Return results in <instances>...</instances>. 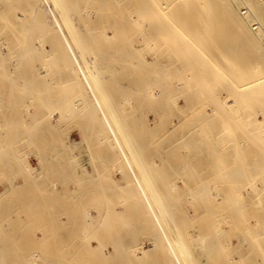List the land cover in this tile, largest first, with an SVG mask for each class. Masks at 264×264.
<instances>
[{"label": "rangeland", "instance_id": "374dc122", "mask_svg": "<svg viewBox=\"0 0 264 264\" xmlns=\"http://www.w3.org/2000/svg\"><path fill=\"white\" fill-rule=\"evenodd\" d=\"M74 2L0 0V264H122L113 256L111 244L99 238L105 220L102 205L108 199L117 212L110 217L115 221L113 233H122L127 246L149 251L150 243H168L169 220L174 231L179 229L180 239L195 235L196 242L186 244V253L180 252L183 248L154 249L139 264H264V167L246 168L264 165V81L241 99L224 89L231 81L264 77V59L226 56L224 60L232 62L221 61L218 46L222 43L231 50V41L220 40L213 27L202 39V29L182 28L181 33L171 23L159 31L153 24L147 31V24L140 18L135 21L126 8L131 15L122 9L123 19L134 20L135 26L143 23L136 30L133 26L135 34L129 40L143 37V42H130L138 52L132 50L130 59L140 57L130 61L126 54L125 60L131 45L129 40L119 41L129 27L124 28V20L120 25L115 1L100 0L91 7L89 0L82 7L79 1L80 11L87 8L94 14L81 13L82 17ZM246 6L252 4L239 1V8ZM247 17L249 25L260 28V16ZM123 28L126 33L120 35ZM259 34L261 41L264 30ZM182 55L198 59V152L181 145L179 152L163 154L169 140L182 137L184 143L186 134L195 131L192 115H180L185 108L182 93L191 88L181 91L179 100V94L174 95L173 106L180 109L166 124L162 116L158 119L156 103L146 98V92L149 87L156 95L163 91L149 78L156 77V85L164 79L166 90L172 91L178 81L193 77L182 70L186 67ZM217 71H223L220 80ZM242 124L255 132L245 151ZM236 125L242 139L233 137L239 134ZM220 127L240 139L242 152L236 155L221 147L216 133ZM200 188L208 191L203 202L216 212L212 219L216 230L229 227L234 232L230 221L239 212L244 226L262 221L261 233L246 239L230 235L224 239V256L220 250L219 256L216 251H201ZM166 204L171 207H164L169 214L163 216ZM130 208L141 216L140 229L118 215ZM174 212L187 219L179 220ZM180 221H185V229ZM159 232L166 240L159 239ZM102 244L108 247L101 250Z\"/></svg>", "mask_w": 264, "mask_h": 264}, {"label": "bare ground", "instance_id": "6f19581e", "mask_svg": "<svg viewBox=\"0 0 264 264\" xmlns=\"http://www.w3.org/2000/svg\"><path fill=\"white\" fill-rule=\"evenodd\" d=\"M79 1H80L79 5H80V7H82L85 0L83 2L81 0H76L77 3L74 2L73 6L75 9H77L78 12H80V16H81V13L83 15H94L91 13V10L89 11L85 7L84 8L86 9V11H85V9L83 11L82 8H81L82 11H80V7H78V5H77ZM97 1H100V0H89L90 7L95 5ZM104 1L105 0H102L103 3H104ZM114 1L116 3V6H117V12H118V9L120 11L117 13L119 18H120L119 14H121V17L124 16L122 13V9L124 10V14H126L127 10L129 9L130 11L128 13H130L132 11L131 13L136 17L135 21H137L136 19L140 18L142 20V22L144 21L147 24V26H146L148 28L147 31L149 30L150 26H152L153 24L155 25L154 29L156 31H159V30L164 29V27L166 28L171 23L181 33L183 32L182 28H186V30L188 29L190 31H198V29H200V30L202 29L203 32L201 33L202 35L200 37V39H202V38L206 37V33H205L206 29L209 27H213L215 30L216 36H218V38H220V40L230 39V41H231V43H230V48H232L231 50L228 49L227 45H225V44L222 45V43L220 44V46H218V51H220V53H218V54L220 57L219 59H221V61L232 62L231 60H229V58L232 59L231 56H233V58L238 57V59H242V60H245L246 56L247 57H251V56L256 57L257 56L258 58L261 57L264 59V39L260 41V34H259L260 31L264 30V0H247L248 2H250L252 4L251 8H249L247 6L239 8V1L240 0H114ZM81 2H82V4H81ZM106 2H107V0H106ZM126 8H127V10H126ZM249 13L250 14L255 13L256 15H258V17L260 16L259 17L260 18L259 20L261 22V23L259 22L261 25L260 28L258 26H256V24H252V25L248 24L249 20H248L247 15ZM163 14H172L173 18L169 17L170 21H168V19L166 17L165 18L160 17V15L162 16ZM129 15H131V14H128V16ZM173 15H175V16H173ZM126 18L128 19V17H125L124 19L122 17L121 19H119V23H120V21L124 20L123 21L124 22V28H125V26L129 27V30H128V28H125L127 33H126V31H124V28L120 32V35H123L124 33H126V35H128V37L126 35H123V37L121 36L122 41H119V40H121L120 37L118 38V41L121 44L127 43L128 42L127 40L132 38L131 35L135 34V31H134L135 27H137V28H135V30H136V29H138L139 26L142 27V25H143V23L141 24L140 22H137V24L138 23H140V24L138 26H135L136 22L133 20V22L131 23L132 19L129 18L130 23H131V25H130V23L128 22L129 19L127 20ZM125 19L127 22L125 21ZM123 22H121V23L123 24ZM116 23L119 24L117 21H116ZM121 23H120V25H121ZM125 23H126V25H125ZM133 23H134V25H132ZM130 26H132V29H130ZM133 26H135V27H133ZM114 27L116 29L115 25H114ZM118 28H119V26H118ZM118 28H117V31H119ZM120 28H121V26H120ZM130 30L134 31V32H132L133 34L131 33ZM169 30H170V32L172 31L171 29H169ZM123 31H124V33H122ZM128 31H130V33ZM195 36H196V39L198 40V35H195ZM123 38H125V39L127 38L126 40H124L126 42L123 41ZM133 38L135 39V36ZM142 38L139 39L137 37L136 40L132 39V40L136 41L135 43H134V41H130L131 40L130 39L129 43L133 42V44L135 45L138 42V45H139L140 44L139 41H141ZM235 39H237V40H235ZM232 41L239 43V44H233ZM142 42L143 41H141V44H142ZM129 43H128V45H129ZM130 45H131V43H130ZM134 45H133V47H134ZM159 47H160V45H158V48ZM132 50H133V48L131 45V52H130V48H129L128 53L124 54V51H121V53L123 52V54H124L123 56H126V54L127 55L129 53L132 54ZM136 51L134 48L133 52L138 53ZM138 51H140V54L142 53L140 49ZM125 52H127V50ZM128 56H129L130 61H134V57H136V56L140 57V55L136 54L132 57L133 59L131 60L130 59L131 55H128ZM226 56H230V57L228 59L224 60L223 57H226ZM126 58H127V56L125 58L123 57V59H125V60H126ZM180 59L183 62L184 66H186L182 70H187L189 73L193 74V77L187 76L185 81H178L175 84V86L172 88V91L166 90L165 87H166L167 82H165L164 79H163L162 85L161 84L159 85V83H157V85H156V77H153L152 79L149 78L150 81L154 79V81H153L154 86L159 87V89H162L163 91H160V92L158 91V94L156 95V93H154L155 90L152 92L151 88L149 87L151 92L149 91V88L147 90L148 94L146 92V98L148 99V97H150L151 100L154 99V101L156 103L155 110H157L158 113H160V116L158 117V119H160V117L162 116L164 118V120H166L164 122L166 124L167 121L170 122V119L172 117L178 115V110L180 109V108L176 107L177 105L173 106L175 101H177V100H174V95L179 94L178 95V100H179V97H181L180 92L181 91L184 92V89L186 87L191 88L190 93H188V94H187V92L182 93V94H184V96H182L181 98H183L185 101V106H184L185 108L184 109L182 108L183 111L181 112L180 115L183 116V118L187 117L190 114L192 115V117H193L192 122H194V130L195 131H193L190 134H188V133L186 134L187 138L184 140V143H182L183 142L182 137L176 138L175 140H169L167 143L168 150L161 151V152H163V154L164 153L172 154L175 152H179L180 151L179 147L181 145L188 148L192 152H195V153L198 152V144H197L198 143L197 142V139H198V131H197V129H198V106H199L198 105V91L201 92L198 89V59L193 61V59L190 56H186V55H182V57ZM189 61H192V62H189ZM128 63H131V62H128ZM231 64L234 65L233 63H231ZM222 74H223V71H219V72L217 71L216 72V77L218 80H220ZM141 79H143V78H141ZM238 79H242V78L238 77ZM263 79H264V77L256 78V79L250 80V81L242 80V82L231 81V84L226 85L224 87V89L226 90L227 94L240 96L239 98L241 99L249 93L250 88L255 86L257 83L264 81ZM10 80L14 83V80H12V79H9L8 83L10 82ZM141 82L142 81H140V83ZM6 85L8 87V84H6ZM9 86H11V84H9ZM12 87H13V85H12ZM9 89H10V87H9ZM154 89H157V88H154ZM216 101H213V102H216ZM239 105H238V107H239ZM240 108H239V112H240ZM185 109H187V110H185ZM241 110H242V108H241ZM11 119H13V117ZM242 127H243V124L241 126H239V128L242 129L241 130L242 134L246 133L245 134L246 136L243 134V137L245 139L244 138L242 139L241 131L239 132L237 130V125H236L235 130H237V132H239V134L237 132H236L237 134L230 132L232 130H228L226 127L218 128L219 130H218V132L216 130V133L218 134L219 142L222 143L221 147L225 146L224 148H226L230 152H233L234 154L238 155L239 151H241V149H244V145H245V149L243 150V151H245L248 148L249 144L254 140L255 132H253L252 129L249 128L248 126L245 128L246 131ZM244 127H245V124H244ZM243 131H245V132H243ZM231 133L234 134L233 137H237L236 135H238V137L243 140L242 141V143L244 144L243 147H240V146H242L240 139L232 138ZM226 134L229 135V136H227L228 139L227 138L225 139V137H224ZM238 140H239V142H236ZM126 141L128 142L126 144V145H128L127 147L131 150V148H130L131 146L129 145V141L128 140H126ZM239 143L241 145H239ZM238 147H240V149ZM181 151H183V150H181ZM254 152L257 154L260 153L259 151H254ZM262 167H264V165L261 163H253L251 165H248L246 168L251 169V170H257V169H260ZM207 192L208 191H206L204 188L198 189V200L201 201L200 203H198V208L201 207V209L198 210V235H197L198 236V238H197L198 242L197 243H198V247L201 251H206L205 253H211V254H212V252L216 251V255L219 256L221 254L219 253L218 250H220V252H223L222 255L224 256L225 252H226V251H224L225 249L223 250L224 244H226L224 239H226L227 237H230V235H232V236L234 235V236H238L242 239H246V238H250V236L252 238H255L256 237L255 234L261 233L262 230H261L260 224L262 221H256L255 222L254 220H252L250 222H254V223L247 225V226H244V223L242 220V215L239 212H236L234 214L233 219L231 218V221H230V225L232 224L234 227V232H231L229 227L227 229L224 228V229L218 230V226H217V230H216L213 227V223H212V219L214 218L213 216L216 215V212H214L211 209V207H212L211 204L207 205L205 202H203V200L205 199V196L208 195ZM2 195H4V193H2ZM111 199H113V198H111ZM107 201H108V203H105L104 205H102V209H104V210H103V213L101 212L103 215L102 218L105 219L103 221L104 227H99V229H98L99 230L98 232H100V234H103V235L105 234V236L100 235L99 238H100V240L104 239L105 242L108 241L111 244V246L114 249L112 252V254H114L113 256H115L116 259L120 260V262L122 264H139V262L146 259L148 257V255L151 254V252L154 249H159V248H160V250H164L163 248H165V249H178V251L183 248V250H181L180 252L186 253V250L191 246V245H189V244H191V241L194 240V242H196L195 239H192L195 237V235L187 237L190 242L188 240L186 241V239L183 240V238H181L182 239L181 240L180 237L178 236L179 234L176 233V232H178V233L180 232V231H178L179 229L174 231L176 228H174V226H173L174 224H171V220L168 219L170 221V225H169V221H168V225H167L168 226L167 227V229H168L167 239L169 240L168 243L167 242L163 243L162 240L160 241V243L159 242L150 243L151 249L149 251L143 250L140 246H138L136 248H134V246H132V245L127 246V245H125V243L123 241L124 238H123L122 233L119 235L120 232H118L117 229H116V231L118 232V234H116L117 232L113 233V231H115L114 228H116L114 226L115 221H114L113 217H112L113 220H111L110 217L115 215L117 212L113 211V209H115L114 208L115 204L112 203V200H110V202L112 204L109 203V199ZM116 206H117V204H116ZM118 206H120V204H118ZM123 206H121V207H123ZM159 206H160V204L156 203V207L158 208ZM167 206H170V205L169 204H166V206L164 205L163 208H161V210L165 209L164 207H167ZM100 207H101V205H100ZM169 209H171V208H169ZM127 210L128 209L125 210L126 212L125 211L119 212L118 215H122L123 217L121 216V218H129L128 222H129L130 226L133 227V225H136V227L138 229H140V227H142V225H143V221H141V216L139 217V214H137L135 209L132 210L130 208L128 211ZM161 210L159 212L160 214H161ZM163 212L164 213L166 212V214H164ZM167 213H168V211H166V209H165L164 211H162L161 215L165 216V215H167ZM135 215H137V217H138L135 220L133 218H130V216H135ZM173 215L174 216L180 215L179 220H181V221L183 220L182 218H184V217H185L184 219H187V217L186 216L183 217L180 214V212H178V213L174 212ZM183 215H184V213H183ZM104 216L107 218H104ZM127 216H129V217H127ZM185 221L181 222L183 225L182 226L183 229H185ZM191 223H192L191 225H194L193 221ZM189 225H190V222H189ZM190 228L195 230L193 227H190ZM190 228L189 229L186 228V229L190 230ZM174 233H176V235ZM160 234H162V233H160ZM223 234H225V236H223ZM252 234H254V235H252ZM165 237H166L165 233L162 235H159V239L160 238L165 239ZM177 238H179L180 241ZM178 241H179V243H178ZM181 241H183V242L185 241L184 246L182 244L183 242L181 243ZM186 244L189 245V247ZM103 245L104 244H102V246L100 247L101 250L104 249L105 247L106 248L108 247V246H104V248H103ZM86 247L91 248L89 245L88 246L86 245ZM97 249H98V247H97ZM207 251H212V252H207ZM217 251L219 254H217ZM99 254L102 255V251ZM213 256H215V254H213ZM217 258H219V257H217ZM60 263L61 262H59V261L56 262V264H60ZM51 264H52V261H51Z\"/></svg>", "mask_w": 264, "mask_h": 264}]
</instances>
